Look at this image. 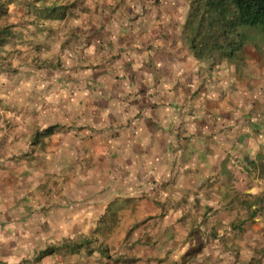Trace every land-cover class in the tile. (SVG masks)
<instances>
[{
    "label": "crops",
    "instance_id": "crops-1",
    "mask_svg": "<svg viewBox=\"0 0 264 264\" xmlns=\"http://www.w3.org/2000/svg\"><path fill=\"white\" fill-rule=\"evenodd\" d=\"M81 1L45 44V29L19 27L28 11L7 14L0 264H264V31L232 58L200 59L184 33L191 0ZM137 196L167 210L148 243L37 258Z\"/></svg>",
    "mask_w": 264,
    "mask_h": 264
},
{
    "label": "rangeland",
    "instance_id": "rangeland-1",
    "mask_svg": "<svg viewBox=\"0 0 264 264\" xmlns=\"http://www.w3.org/2000/svg\"><path fill=\"white\" fill-rule=\"evenodd\" d=\"M27 2H30V4L27 5ZM0 7L3 14L0 15V29L5 26L8 29L13 27V24L9 25V16L7 14L14 10V7L18 9L22 7V9L28 11L30 14L29 20H27L29 22L25 23L26 15H24L19 20V27L26 28L30 24L36 28L45 29L46 38L44 44L49 43L51 40V25L55 20L59 23V27H67L77 18V13L83 11L81 0H0ZM53 7H62L68 10L70 13L69 19L57 20V17H54V13L57 14L58 12L55 10L51 11ZM43 167H45L44 170L51 173L52 168L50 163L46 162ZM241 189H243V186H241ZM165 214H167V210L158 207L155 201L148 196H137L132 198L131 201L128 198L127 200L120 197L114 198L109 203L101 223L90 227L86 233L74 238L65 239L64 241L69 240L80 243L81 241H88L80 250L85 251L87 254H103L109 260L117 259V257L121 256L120 251L122 248L132 247L136 242L145 244L153 239V230L157 227L156 218ZM240 214L244 217L246 213L241 212ZM197 229L190 228L187 231V237L189 238L197 234ZM59 244L61 243L51 245L56 246ZM89 250H91V253H89Z\"/></svg>",
    "mask_w": 264,
    "mask_h": 264
},
{
    "label": "trees",
    "instance_id": "trees-1",
    "mask_svg": "<svg viewBox=\"0 0 264 264\" xmlns=\"http://www.w3.org/2000/svg\"><path fill=\"white\" fill-rule=\"evenodd\" d=\"M1 10L0 7V15H3ZM53 10L59 13L65 8L53 7ZM248 29L264 31V0H192L184 33L198 58L215 60L234 57L246 42ZM10 35L7 26L0 29V46ZM54 130L55 127H48L38 131L34 140L50 135ZM260 201H264V198H260ZM87 242L66 240L56 246L48 245L39 251L37 258L62 249L76 252Z\"/></svg>",
    "mask_w": 264,
    "mask_h": 264
}]
</instances>
